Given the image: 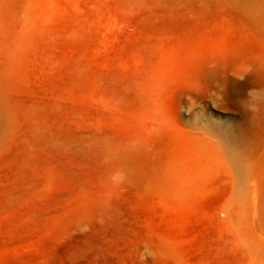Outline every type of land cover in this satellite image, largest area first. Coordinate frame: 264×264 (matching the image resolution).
<instances>
[{
  "label": "rangeland",
  "instance_id": "1",
  "mask_svg": "<svg viewBox=\"0 0 264 264\" xmlns=\"http://www.w3.org/2000/svg\"><path fill=\"white\" fill-rule=\"evenodd\" d=\"M248 2L0 0V264H264Z\"/></svg>",
  "mask_w": 264,
  "mask_h": 264
},
{
  "label": "bare ground",
  "instance_id": "2",
  "mask_svg": "<svg viewBox=\"0 0 264 264\" xmlns=\"http://www.w3.org/2000/svg\"><path fill=\"white\" fill-rule=\"evenodd\" d=\"M262 2V1H261ZM261 2H259L258 0H249L248 2V7H250V9H252V11H256V8L258 9H264V5L261 4ZM242 210V209H241ZM242 215V214H241ZM243 219V218H242ZM239 222V221H238ZM257 247V246H256ZM258 248V247H257ZM256 248V250H257ZM260 249H263L262 247ZM254 250V251H256ZM264 250V249H263ZM262 250V251H263ZM258 251V250H257ZM257 251L255 253H257ZM261 251V250H260ZM254 253V254H255ZM260 253V252H258ZM261 254V253H260ZM263 254V253H262ZM259 256V254L257 255V257ZM259 263V262H258Z\"/></svg>",
  "mask_w": 264,
  "mask_h": 264
}]
</instances>
